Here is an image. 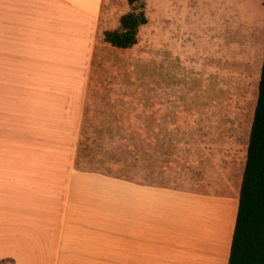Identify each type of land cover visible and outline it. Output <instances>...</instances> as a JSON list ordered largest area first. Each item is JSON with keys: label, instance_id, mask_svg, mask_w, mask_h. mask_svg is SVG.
I'll use <instances>...</instances> for the list:
<instances>
[{"label": "crops", "instance_id": "1", "mask_svg": "<svg viewBox=\"0 0 264 264\" xmlns=\"http://www.w3.org/2000/svg\"><path fill=\"white\" fill-rule=\"evenodd\" d=\"M104 2L0 0V264H229L237 195L78 170L73 150L56 143L81 134V97L29 101L20 88L69 85L10 80L11 71L86 66L92 41L114 31L102 22Z\"/></svg>", "mask_w": 264, "mask_h": 264}, {"label": "rangeland", "instance_id": "2", "mask_svg": "<svg viewBox=\"0 0 264 264\" xmlns=\"http://www.w3.org/2000/svg\"><path fill=\"white\" fill-rule=\"evenodd\" d=\"M140 12L148 24L133 48L115 49L99 33L81 70L11 71L10 80L69 85L20 88L27 100L81 97V134L56 143L73 150L78 170L198 192L218 185L238 197L264 59V0H105L102 22L118 30L122 16ZM18 90L9 89L10 114Z\"/></svg>", "mask_w": 264, "mask_h": 264}, {"label": "trees", "instance_id": "3", "mask_svg": "<svg viewBox=\"0 0 264 264\" xmlns=\"http://www.w3.org/2000/svg\"><path fill=\"white\" fill-rule=\"evenodd\" d=\"M139 1L128 0V4ZM147 24L144 12L126 14L120 18V29L105 31L103 40L118 50L131 49ZM238 201L229 264H264V59Z\"/></svg>", "mask_w": 264, "mask_h": 264}]
</instances>
